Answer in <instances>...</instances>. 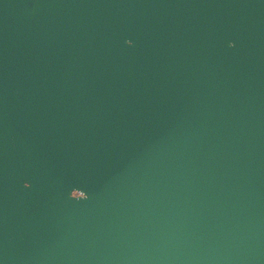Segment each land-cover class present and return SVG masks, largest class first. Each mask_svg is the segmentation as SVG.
<instances>
[{
  "label": "water",
  "instance_id": "95a60500",
  "mask_svg": "<svg viewBox=\"0 0 264 264\" xmlns=\"http://www.w3.org/2000/svg\"><path fill=\"white\" fill-rule=\"evenodd\" d=\"M0 264H264V0H0Z\"/></svg>",
  "mask_w": 264,
  "mask_h": 264
}]
</instances>
